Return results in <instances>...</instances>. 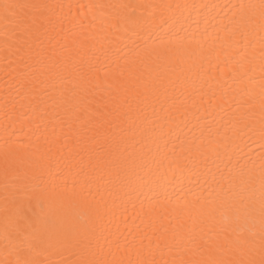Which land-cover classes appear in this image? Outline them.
I'll return each mask as SVG.
<instances>
[{
    "label": "bare ground",
    "instance_id": "1",
    "mask_svg": "<svg viewBox=\"0 0 264 264\" xmlns=\"http://www.w3.org/2000/svg\"><path fill=\"white\" fill-rule=\"evenodd\" d=\"M259 2L0 0L46 6L0 17V264L205 260L225 225L259 245Z\"/></svg>",
    "mask_w": 264,
    "mask_h": 264
},
{
    "label": "snow or ice",
    "instance_id": "2",
    "mask_svg": "<svg viewBox=\"0 0 264 264\" xmlns=\"http://www.w3.org/2000/svg\"><path fill=\"white\" fill-rule=\"evenodd\" d=\"M43 7L46 6L3 3L0 5V17L3 18L6 26L12 24L18 29L38 28L43 25V14L39 11ZM238 8L240 22L252 25L258 16L260 29L264 31V0H260L259 4H240ZM30 9L36 11H28ZM239 175L243 177L244 174L241 172ZM241 182L244 183L245 181L242 179ZM247 183L250 185L255 183V177L251 172L247 175ZM259 184L261 214L264 216V162L261 165ZM213 211L214 209L209 210V216L212 215ZM225 232L234 233V237L230 239L224 235ZM196 247L204 250L208 258L205 260L173 261V264H264V223H262L258 246L254 232L238 225H225L220 228L215 239H205L202 243H197ZM17 264L20 262L17 261ZM24 264H30V262L25 261ZM84 264H92V262H84ZM138 264H145V262L138 261ZM148 264H152V262H148Z\"/></svg>",
    "mask_w": 264,
    "mask_h": 264
}]
</instances>
